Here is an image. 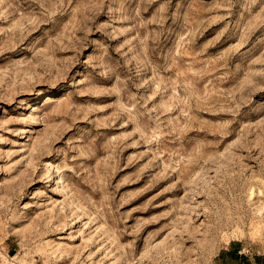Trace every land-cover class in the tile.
I'll return each mask as SVG.
<instances>
[{
	"label": "rangeland",
	"instance_id": "1",
	"mask_svg": "<svg viewBox=\"0 0 264 264\" xmlns=\"http://www.w3.org/2000/svg\"><path fill=\"white\" fill-rule=\"evenodd\" d=\"M264 252V0H0V264Z\"/></svg>",
	"mask_w": 264,
	"mask_h": 264
},
{
	"label": "crops",
	"instance_id": "2",
	"mask_svg": "<svg viewBox=\"0 0 264 264\" xmlns=\"http://www.w3.org/2000/svg\"><path fill=\"white\" fill-rule=\"evenodd\" d=\"M239 250L240 248H231L227 252H221L216 256L213 264H264V252L241 255L238 253Z\"/></svg>",
	"mask_w": 264,
	"mask_h": 264
},
{
	"label": "built area",
	"instance_id": "3",
	"mask_svg": "<svg viewBox=\"0 0 264 264\" xmlns=\"http://www.w3.org/2000/svg\"><path fill=\"white\" fill-rule=\"evenodd\" d=\"M238 253L241 255H247V254H250L251 251L248 247H241Z\"/></svg>",
	"mask_w": 264,
	"mask_h": 264
}]
</instances>
